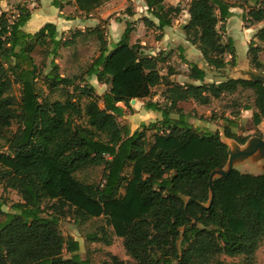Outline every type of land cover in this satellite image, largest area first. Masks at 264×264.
Listing matches in <instances>:
<instances>
[{"label":"trees","instance_id":"trees-1","mask_svg":"<svg viewBox=\"0 0 264 264\" xmlns=\"http://www.w3.org/2000/svg\"><path fill=\"white\" fill-rule=\"evenodd\" d=\"M110 1L54 0L53 6L63 11L66 4L74 5L80 15L90 16ZM144 1L152 17L143 18L147 29L164 32L183 12L166 0ZM243 1L251 4L243 21L249 27L264 23V0ZM236 7L224 0H192L189 5L183 26L187 41L216 70L237 67L235 42L219 28ZM31 18L27 6H18L12 20L0 15V187L22 198L13 206L17 213L0 227V264H91L80 256V243L63 235L65 217L80 224L103 219L112 236L124 240L134 264H225L222 256L253 264L264 241V174L234 169L214 179L211 203L210 176L227 166L228 146L219 133L196 131L184 104L208 106L240 89L252 90L253 122L259 126L264 85L245 79L206 83V71L188 62L189 77L199 84H177L161 74L166 58L146 55L130 43L131 28L110 50L101 25L77 31L69 40L59 37L54 23L26 32ZM87 35L97 38L100 55L86 74L109 86L103 96L86 80L78 84V78L62 77L54 61L43 75L33 57L39 47L56 57ZM255 38L251 64L264 74V27ZM40 77L50 92L61 91L63 100L45 95L38 87ZM160 85L167 87L164 107L148 100ZM134 99L148 100L146 109L162 118L132 132L119 122L125 116L119 104L130 108ZM225 136L240 145L249 140L230 127ZM98 167L104 168L100 183L79 179V173ZM4 205L0 201V214ZM112 236L102 227L87 240L110 246ZM111 259L104 264H125L116 256Z\"/></svg>","mask_w":264,"mask_h":264},{"label":"rangeland","instance_id":"rangeland-1","mask_svg":"<svg viewBox=\"0 0 264 264\" xmlns=\"http://www.w3.org/2000/svg\"><path fill=\"white\" fill-rule=\"evenodd\" d=\"M191 1H165L168 6L180 5L183 8V12L173 22V26L166 28L164 32L151 28L147 29L144 26L143 18H152L148 14L147 8H145L146 3L144 0H118L111 5L106 3L90 16L80 15L74 5L66 4L63 11L59 10L61 19H57L58 10L53 6L52 0H0V15L5 13L12 20L13 16L17 14L18 6H27L32 12V19L25 26L24 30L26 32L35 33L40 30L35 28L40 23L46 24L55 21L61 24V27L69 24V29L61 35L64 39L69 40L77 31L92 30L101 25L109 47H115L116 41L121 40L125 31L131 28L130 43L142 47L146 55H161V57L166 58L167 61L160 65L161 74L168 76L172 82L181 85L199 84L190 79V67L186 64L187 62L195 63L199 68L206 71V83L218 84L228 79L252 77L250 73L257 78L262 77L263 73L256 70L251 64L250 46L252 41L258 44L255 35L264 27V23L249 27L242 17L249 10L251 4H246L243 0H224L230 5L237 6L231 10L235 12V17L219 24V28L223 27L220 31L224 34V37L233 38L235 42L237 67L229 66L223 70H216L203 60L200 51L196 46L188 42L185 36L183 26L189 20L188 9ZM128 8H130L131 14L127 11ZM69 19H72L71 21L73 22H64L70 21ZM111 26H113V29H111ZM181 48L185 49L184 53ZM48 50L46 47H39L33 54L43 75L49 74L51 63L54 61L58 65L59 73L62 77L78 78V84H84L83 80H86L91 86L95 87L99 96H103L108 92L109 86L99 84L95 77L89 78L86 74L91 64L100 55V44L95 36L87 35L86 38L77 39L74 45L63 47L56 57L47 56L46 52ZM227 60H231V57H227ZM169 70L173 72L172 75H169ZM44 82L45 80L40 77L38 87L45 95H48L52 100H63L61 91L50 92ZM16 94L19 96L18 88L16 89ZM166 96L167 87L160 85L154 88L153 96L148 100H152L164 107L167 105ZM148 100H141L133 105L130 104V108L123 103L119 104L126 115L119 118V122L123 125H128L134 132L135 130H140L143 124L149 125L160 120L162 118L161 114L146 109L145 104ZM254 101L255 96L252 90L240 89L234 95H225L219 100H213L208 106H202L195 101H190L184 104V111L188 114L189 121L196 131L219 133L222 141L228 148H231V141L233 140L225 136V130L228 127L240 136H249V140L253 138L264 139V121L259 126H256L253 122V113L256 111ZM246 106H251L252 110L246 111ZM228 120L233 121L234 125H231ZM13 130L15 131L16 127ZM154 133L152 130L147 131L149 143L153 141ZM225 169H227V166ZM236 169L242 173L254 175L263 172L261 162L255 161L237 165ZM103 170V167L90 168L79 173L78 177L86 183L97 184L102 181ZM0 201L5 203L3 207L4 213L0 214L1 227L8 220V215L17 213L13 210V206L21 203L22 198L17 191L0 187ZM102 227L112 236V228L107 226L103 219H95L80 224L71 217H65L60 222V229L63 235L66 238L72 237L80 243L79 254L82 259H89L91 264H104L112 261L111 256H116L121 261H124L125 264H134L133 259L127 255L123 239L112 236V245L110 246H106L103 243H91L87 240L89 234L96 233ZM64 257L69 258L70 255L65 252ZM222 261L225 264H245L243 257L230 258L222 256ZM253 264H264V241L259 247Z\"/></svg>","mask_w":264,"mask_h":264},{"label":"water","instance_id":"water-1","mask_svg":"<svg viewBox=\"0 0 264 264\" xmlns=\"http://www.w3.org/2000/svg\"><path fill=\"white\" fill-rule=\"evenodd\" d=\"M252 77H241L238 79H245L250 81H258L264 85V74L262 77H255L250 73ZM136 99L132 100L131 104H136ZM231 140V139H230ZM229 161L227 169L215 170L210 176V188H211V203L214 198L213 193V181L219 177H227L237 165L245 164L246 162H261V169L264 173V139L253 138L247 141L244 146H241L236 141H231V148H228ZM259 153V154H258Z\"/></svg>","mask_w":264,"mask_h":264},{"label":"crops","instance_id":"crops-1","mask_svg":"<svg viewBox=\"0 0 264 264\" xmlns=\"http://www.w3.org/2000/svg\"><path fill=\"white\" fill-rule=\"evenodd\" d=\"M53 1H54V0H52V2H53ZM116 1H118V0L111 1V2L107 3V5H111L112 3H115ZM130 1H136V0H130ZM52 2H51V4H52ZM145 8H147V7L145 6ZM57 10H58V18H57V19H59V18L61 19V17L59 16V13H60V12H59V9H57ZM232 10H233V9H232ZM232 13H233V16H232L231 18H234L236 14H234L235 12H233V11H232ZM31 19H32V18H31ZM103 19H105V18H103ZM30 21H31V20H30ZM30 21H29V22H30ZM29 22H28V23H29ZM44 22H45V21H44ZM64 22H65V23H71V22H73V21L70 20V21H64ZM28 23H27V24H28ZM53 23L57 26V28H58V32H59V35H60V36H61L62 34H64V32L67 31V29H69L68 27H70L69 24H68V25L65 24L63 27H61V26H60L61 24H58V22L53 21ZM44 24H45V23H40L41 27H39L40 25H38V26H36L35 28H36V29H37V28H38V29H41L42 26H43ZM46 24H47V23H46ZM60 27H61V28H60ZM30 28H32V27H30ZM24 29H25V28H24ZM111 29H113V26H111ZM34 31H37V30H34ZM31 33H32V32H31ZM119 41H120V40H117V41H116V44H117ZM116 44H115V45H116ZM109 48H110V50H113V49H114V47H111V46H110ZM136 103H139V100H137ZM125 116H126V115H125ZM135 131H136V130H135ZM135 131H134V132H135ZM241 146H244V145H241ZM261 174H264V173H261ZM257 175H260V173L257 174Z\"/></svg>","mask_w":264,"mask_h":264}]
</instances>
